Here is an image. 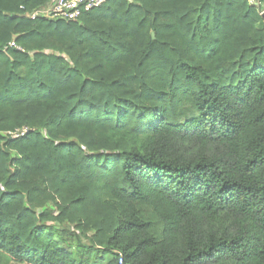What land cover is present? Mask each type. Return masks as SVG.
<instances>
[{"label": "trees", "instance_id": "obj_1", "mask_svg": "<svg viewBox=\"0 0 264 264\" xmlns=\"http://www.w3.org/2000/svg\"><path fill=\"white\" fill-rule=\"evenodd\" d=\"M49 1L0 0V156L17 155L0 162V259L264 264V23L254 4L107 0L71 22L18 15ZM11 39L21 51H2ZM178 81L194 109L184 121L143 111L123 136L93 111L96 86L136 107L147 93L173 95ZM115 166L119 184L103 179ZM54 223L86 239L88 256L63 248Z\"/></svg>", "mask_w": 264, "mask_h": 264}, {"label": "rangeland", "instance_id": "obj_2", "mask_svg": "<svg viewBox=\"0 0 264 264\" xmlns=\"http://www.w3.org/2000/svg\"><path fill=\"white\" fill-rule=\"evenodd\" d=\"M253 7L264 23V5H260L256 2ZM65 29L66 32L68 31V33H70L68 28ZM131 31L133 39L140 35L138 28H131ZM10 42H13L12 39ZM64 61L67 62L65 59ZM56 81L60 82L61 79L56 77ZM236 81L237 79H232V83H236ZM223 83H228V80L224 79ZM186 90L187 87L182 84V81H178L172 89L173 95L171 93H147L136 107H132L123 102H116L117 105H114L113 102L115 101L113 98L108 93L104 92L99 86H96L92 90V96L95 98V104L92 107L93 111L96 113L109 115L110 118L106 120V125L108 128L118 130V132L123 136H129L130 133H134L137 130V126L141 122L140 113L143 111H148V113H151L152 115L156 114L160 109H162L165 116L168 118L170 117V114L173 113V121H184L185 119L194 115V109L190 103V97ZM149 123L150 120L146 122L145 126L147 127ZM104 153L107 155L112 154L111 152ZM15 159H17V155L14 152L9 153L8 156L5 157L0 156V162L7 160L8 164H10V161ZM112 165L114 166V164ZM7 170L12 173L13 166L8 165ZM118 176L119 174L115 166L114 169L110 170L107 174H104L103 179L111 184H119L121 180L120 177L118 178ZM135 206L138 211V215L150 225L151 232L158 235L161 225L151 209L141 202H137ZM48 209V211L54 213L53 206H50ZM51 229L54 237L57 238V241H59L60 245L63 248H66L75 259H84L88 256L90 244L86 239L79 238L78 233L72 226L68 225L67 223H54ZM87 236H92V233L89 232ZM0 264L15 263H4V261L0 259Z\"/></svg>", "mask_w": 264, "mask_h": 264}, {"label": "built area", "instance_id": "obj_3", "mask_svg": "<svg viewBox=\"0 0 264 264\" xmlns=\"http://www.w3.org/2000/svg\"><path fill=\"white\" fill-rule=\"evenodd\" d=\"M106 2L107 0H50L46 5L31 11H26L23 7H20L22 12L18 15L29 21L46 19L49 21L71 22L76 21L83 13L103 6ZM248 3L255 4L256 2L254 0H248ZM8 48L21 51L14 42L8 43L2 51L5 52ZM25 132L26 130H22L20 132L9 133L8 135L14 139L22 136ZM119 264H122L121 259H119Z\"/></svg>", "mask_w": 264, "mask_h": 264}, {"label": "water", "instance_id": "obj_4", "mask_svg": "<svg viewBox=\"0 0 264 264\" xmlns=\"http://www.w3.org/2000/svg\"><path fill=\"white\" fill-rule=\"evenodd\" d=\"M263 19H264V15H263ZM152 38H153V35H152Z\"/></svg>", "mask_w": 264, "mask_h": 264}]
</instances>
